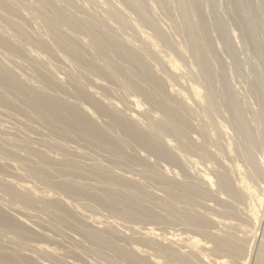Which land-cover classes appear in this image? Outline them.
<instances>
[{"label":"bare ground","instance_id":"obj_1","mask_svg":"<svg viewBox=\"0 0 264 264\" xmlns=\"http://www.w3.org/2000/svg\"><path fill=\"white\" fill-rule=\"evenodd\" d=\"M136 1L137 0H135V2ZM135 2L133 4L134 6ZM128 3L131 4L129 1ZM79 4L77 0H0V107L5 109L2 108L3 110L0 111V115L8 116V118L12 117L14 113L16 114L15 117L19 115L32 116L29 122L32 123V118L35 119L43 124L47 130L58 139L44 141V146L51 148V150L52 148L56 149L62 153V158L53 157L47 154V150L37 151L33 148L36 145L32 146L30 144V146L24 147L25 153L23 152L24 155H21L17 148L18 145L16 144L17 146H15L12 142L13 140L11 141L10 138L12 137H5L9 135L6 132L14 134L15 132H19L20 129L14 126V124L11 127L0 124V193L8 197L9 201H7L9 206L21 212L19 214L20 216L13 214L14 216H18L13 217V215L8 216L0 210V264H51L49 260L58 261L61 264H75L62 261L59 250L56 247L49 246L51 245L50 243L49 245L43 243L40 245V242L38 243L39 245H37V243L36 245L32 244V242L38 238L49 239V236L46 234L35 231L32 229L33 227H30L29 210L38 203H40L45 210L50 212H47L50 214L48 224L55 228L61 226L73 228L89 242L91 245L90 251L99 257H104L103 251L105 249H110L119 260L130 264H170L173 262L178 264H248L246 242L248 239H253L255 237L256 226L260 221V215L262 214L261 209L264 203V185L262 186L263 194L260 195L254 193L253 186L250 183L241 182V184L239 183L240 185H237L235 188L229 175H225L227 173L224 174L223 171V174L222 172L213 173L212 171L213 177L208 173L201 176L199 175L200 177H198V180L200 185L181 183L175 179V172L173 173L175 178L171 177V179L167 177L166 174L169 173L167 168L161 169L162 172L159 171L158 173V170L156 172L154 168L149 167L144 160L141 159V156L138 158V156L127 157L124 155L125 149L138 146L142 150L148 151L163 160L174 162L176 159L174 155H172L170 148L172 144L170 145L168 141L166 142L165 138L167 137L180 142L179 144L181 145L182 151H200L199 148L202 147L201 145L197 147L194 146L196 144H187L185 140L186 129L191 127L188 121L189 100L192 97L198 100L203 97L200 89L204 84H200V86H202L200 88L197 82L194 83L190 88V94H186L187 92L183 93L181 90L179 91L178 88L176 89L175 85L180 83H177L174 77L172 80L171 77L178 72L181 80L185 79L188 77L191 70L187 73L174 57L168 58L164 56L166 48H173V46H175L174 43H179V39L176 42H174L176 38L175 40L170 39L171 42L166 39L168 36H161L162 33L159 32L160 29L158 28L160 25L158 27L155 24L153 25V23H151L153 21L150 17L148 18L145 15L149 21L151 19L150 22L146 19H142L144 21L141 20L143 22L142 29L144 28L147 30V33L150 32L149 34H151V29L154 27L159 30L153 29L154 31L156 30V32L152 34L155 40L149 39L148 37L150 36L148 35L146 38V34L143 35V37H145L142 39L144 40L143 42L147 44L144 46L151 47H148V49H151V53L157 59L165 57V63L163 62V65H166L165 67L169 70L171 75L169 79H165L168 77V73L165 72L167 74L165 78H163L164 76L161 77L159 74L160 70H158L159 66L155 67L156 65L154 66V64L150 65V62L148 63L149 60H146L143 54H141V52H143V50H141L142 47L132 45V42L127 39L125 41H118L113 35L117 33L112 34V32H110L112 30L113 32L115 31L114 29H110V27H113L110 23L115 19H112L113 21L110 22L112 16L107 13L112 12V10L109 11L110 9H105L107 10L106 13L108 16L110 15L109 18L106 17V13V16H104L102 14L103 12L100 13L98 11L87 10L84 8L85 5L82 6ZM137 5L138 3L136 6ZM135 7H133V9L138 11L136 10L137 7ZM69 8L82 11V15H79V12L77 14L71 13L72 10H68ZM116 9L118 8L116 7ZM25 12L28 18L41 21L45 28L44 31L46 30L45 38L43 34V36L39 35L41 32H38V34L31 29H29L30 32L28 29H25V24L24 26L22 24L24 21L21 23L18 19H14L19 18L23 20ZM139 12H141L140 9L137 13ZM112 15H114V12H112ZM116 15L115 13V16ZM116 18L118 19V16H116ZM94 19L97 20V22L91 21ZM119 22L120 24L122 23L120 18ZM119 22L117 20V23L114 22L113 24L116 25ZM123 23V25H125V22ZM108 24H110V27ZM6 27L10 28L8 30L9 32L11 30L13 34L8 33ZM123 27L126 29V26ZM108 28L110 30H108ZM120 32L121 29L118 33V37ZM123 33L126 34L127 32ZM129 34V38H131L133 34ZM189 34L190 33L187 35ZM78 35H82L83 37L78 38ZM141 35L139 37H141ZM47 39L51 41L50 46L48 45L50 42ZM188 39L193 38L188 37ZM52 48H55L57 51H62L71 65L81 68L83 70V73H81L82 77L83 75L95 77L96 79L92 80V83L95 85L93 87L97 89L106 87L102 85V82L97 80H104L106 78L110 79L109 81L111 82L113 79L115 80L118 78L119 80H124V85L128 87H125L126 90L129 89L132 92V96L130 95L132 99H129L132 110H134L133 107L137 112L141 111V107L143 110L144 105L140 102V100H142V102L148 105L152 112L154 111V115H147V121L142 123L138 122L139 120L135 118L137 117L135 115L129 114L128 116V114H125V116L119 111L115 102H111L112 100L109 101L110 99L107 100V98H102L98 90L96 92H89V88H83L84 85L82 83L81 85L79 84L81 79L78 74L73 75L72 73H66L68 78L67 83L73 87V95L75 98L81 102L83 101L85 105L82 103L78 105L69 102L63 95V97L59 96V91L66 93V90H69V88H66L67 85L66 87L63 85L64 81L61 82L58 76L57 78L50 72L48 60L43 57V55H40L42 53H52ZM195 49L197 50V48ZM199 49L200 48H198V51ZM17 56L22 57V59L20 58L22 61H26L23 60V57H25L32 62L34 67L32 69H35L37 72L35 73L34 71L39 80L38 83L36 82L37 84L26 75L28 71H24L25 66L22 64L23 62L14 61V58ZM199 57H201V55ZM197 60L198 59H196V61ZM12 63L16 65L20 71L23 70V73L26 72V74L13 70V66L10 67V64L13 65ZM190 66L191 65H189V67ZM198 67H201V70L204 69L202 63L198 65ZM192 68L190 67L189 69ZM166 69L164 71H166ZM204 72H202V77L205 78V76H203L205 75ZM200 76L199 74V77ZM176 77L177 76H175V79ZM206 77L208 78V76ZM177 80H179V78ZM201 80L204 81L206 78ZM175 82L177 84H175ZM200 83H202V81H200ZM204 83H206L205 86L208 85L206 81ZM187 95H192V97H188ZM194 98H192V100H194ZM87 104L91 108L86 107ZM97 111L98 113L100 112L106 115L108 121L105 122V120V123L101 122L103 124L98 123L99 119L96 120L95 118V113H97ZM151 111H146V113ZM158 113H160L161 116H158ZM17 120L19 124L23 122L19 118ZM201 124L204 123L202 122ZM114 128H119V130H121V137H118L116 134L114 135ZM72 136L91 146L104 148L110 154V157H114V163L117 168H127L130 171L138 167L141 169V175L139 178H135L130 173L129 175L128 173L127 175H125L126 173L122 175V173L119 174V172L111 174L112 171L110 169L108 170L109 172L111 171L109 173L99 164L82 165L73 158V156L75 157L76 155L77 158L78 156L80 157L81 153L76 151L78 149L74 148L76 150H73L72 147L71 149L68 145L64 144L65 142L63 143V141L70 139ZM162 139L165 140V142L163 141L164 143H160ZM20 151L22 150L20 149ZM69 153H71L72 157ZM83 155L85 156V154ZM193 165L196 166V164ZM7 172L10 173V176L4 178L3 175ZM24 175L33 179V181L38 183V185L40 184L42 187L38 188V186H35L36 183L23 180L22 178L25 177ZM70 177H76L80 181L72 182L68 179ZM87 178L94 180L93 186L101 192V195H94L93 192V195H89L85 192L87 189H85L86 187L83 185V180ZM254 178H252V181H254ZM147 180H151L155 186L160 188L164 194L163 200L158 197L159 195L156 196L152 195L153 193L150 194L147 192ZM212 187H217L218 191H222L223 194L224 192L227 193L228 197L235 202L243 197L245 198V196L255 198V200H251L249 203V208L251 209L249 210V218L253 226L251 229L248 230L246 227L242 226V224L233 222V220L237 219L236 211L234 209V212L233 207L230 208L228 203L226 204V202L224 203V201L221 200L223 196L218 198L221 200L219 201L221 202V208L219 210L217 209L214 214L209 213L208 215V213L196 212L190 208L192 202L195 201L197 197H201V199L211 198ZM81 196H85L88 200L90 199L89 201L92 200L93 202L94 200V202H98L102 207L112 212L117 219L124 221L149 222L160 220V218L146 208L143 203L155 204L154 206L158 205L166 212L164 220H177L186 228L190 229L194 235L186 237L184 235V238H175L174 235L158 233L155 228H147L145 231L143 230V233H141V230L138 235L141 236L142 234V237H139L137 241L157 254L156 259L154 258L153 260L150 254L143 253L142 249L139 250L135 247L126 249L118 245L117 239L120 238L121 235L117 230H114L116 224L114 220L105 224L108 221H104V223L103 220L101 221L99 218L85 215L78 208L79 205H76L74 201V199L79 197L82 199ZM18 204L19 206H16ZM78 216H83L88 220L90 219L91 223L98 225V227L104 226V230L100 231L98 227V229L89 227L78 220ZM42 223L44 222L42 221ZM125 229L127 230L128 228ZM132 230H134V228ZM56 231H58V229H56ZM198 236H201L203 239L198 238ZM7 244H9V246H7ZM147 254L149 258L151 257L150 259ZM255 264H264V230Z\"/></svg>","mask_w":264,"mask_h":264},{"label":"rangeland","instance_id":"obj_2","mask_svg":"<svg viewBox=\"0 0 264 264\" xmlns=\"http://www.w3.org/2000/svg\"><path fill=\"white\" fill-rule=\"evenodd\" d=\"M128 1L131 2V4L128 3ZM133 1L135 2V0L132 1L131 0H77V3L79 2L80 3L79 5L82 6L85 5L84 8L87 10L98 11L100 13L103 12L102 14L104 16L107 15L106 17L109 18L110 15L108 16V14H111L112 17L110 18L111 19L110 22L113 21L112 19L116 20L117 19L116 16H118L117 19L118 22L120 18V21L122 23L120 24L119 22L118 23L119 25L118 24L115 25L113 23L114 22L117 23V20L116 21L114 20L112 23H110L111 26L113 27H110V24H108L111 30L112 29L115 30L114 32L113 30L110 32H112V34L117 33L113 35L118 41H125L127 39L128 41L132 42V45H137L142 47L141 50H143V52H141V54H143L146 60L147 59L149 60L148 63L150 62V65L154 64V66L156 65L155 67L159 66L158 70L161 71V72L159 71L161 77L164 76L163 78H165V76L167 75L165 72L168 73V77H166L165 79L167 78L169 79L171 76L169 70L166 69L165 67L166 65L165 66L163 65V62L165 63V59H164L165 57L168 58L174 57L182 66L183 70L185 69V71H187V73L191 70L194 75L190 71V74L188 75L189 78L187 77L181 80L178 72H177L178 74L176 73L171 77L172 80L174 77V80L177 81V83H180L178 85H175L177 84L176 82L175 84L173 83L175 85V88L176 89L178 88L179 91L181 90V92L183 93L187 92L186 94H190V88L194 85V83L197 82L199 86L200 84L201 85L204 84L202 85L203 87L200 86V88L202 87L200 89L203 96L202 97L203 99L201 98L202 100L201 99L198 100L197 98L192 97V95L190 96L187 95L188 97L194 98V100H192V98L191 99L189 98L191 101L189 100L188 103V110H189L188 121L191 127H188L187 128L188 130L186 129V140H185V143L187 144L190 145L196 144L194 146L200 147L201 145L202 147L199 148L200 151L198 150L182 151L181 145L179 144L180 142L173 140L170 137H167L165 138L166 142L168 141L170 145L172 144L171 145L172 147L170 148L172 155H174L176 159L174 162L163 160L158 156L149 153L148 151L142 150L138 146H132L130 148L125 149L124 155H126L127 157L138 156V158H140L139 156H141V159H143L144 162L149 167L154 168L156 172L158 170V173L159 171L162 172L163 168H167L169 172L168 174H166L167 177L175 178L173 175V173L175 172L174 173L176 176L175 179L181 183L200 185L198 177H200L201 175L208 173L213 177L214 172L221 173L223 171L224 174L227 173L225 175H229V178L232 181V184L235 188L237 187V185L239 186L241 182L250 183L253 186L254 193L258 195L263 194L262 186L264 185V165H263L264 162V0H181V1L157 0V2L156 0H137L135 2V6L138 3V5L136 6L137 8L133 5L134 4ZM116 7L118 9H116ZM133 7H135L136 10L138 11L140 9L141 12L137 13L138 11H135ZM105 9H110L109 11L112 10V12H114V15H112V12H107L108 13L107 14L106 13L107 10ZM68 10H72V9L69 8ZM78 12L80 13L79 15H82L81 13L82 11L75 10L74 8L71 11V13H76V14ZM115 13L117 14L116 16ZM145 15L148 18L150 17L152 19L153 22L151 23H153V25L155 24L157 27L160 25L158 27L160 31L158 30V28L155 27L154 28L163 34V35L161 34V36L163 37L168 36L166 39H168L169 41L175 40L176 38L174 42H176L179 39L178 42L181 44L180 45L179 43L176 42L174 44L175 46L176 45L177 46L176 47L173 46L174 49L171 47L166 48L164 54L165 57L161 56L164 57L162 58L164 59L163 61H160L162 60L161 58L157 59L151 53V49L150 50L148 49L149 46H144L146 44L145 42H143L144 37L146 36L147 38L148 36H150L148 37L149 39L155 40L152 34H154L153 32H156V30L155 31L153 30L154 28L151 29L152 30L151 34H149L150 32L147 33V30H145L144 28L143 31L142 21L144 20L142 19H146L147 21H149V19ZM14 19H18L21 23L24 21L22 24L23 26L25 24L24 26L25 29L28 30L31 29L33 32H37V33L41 32V34L39 33L38 34L41 36L44 35L43 36L44 38L46 37L45 35L46 30L44 31L45 28L42 25L41 21L38 19L36 21V19L34 18H28L26 12L24 13L23 20L19 18H14ZM91 21L97 22V20L95 19ZM123 22H125V25H123L124 24ZM123 26H126V29H124ZM8 29L10 28L6 27L7 32L13 34L12 31L10 30L9 32ZM110 29L108 28V30ZM120 29L121 32L118 37V33ZM165 31L167 34L165 33ZM123 32L125 33L127 32L128 35L127 33L124 34ZM129 33L133 34V35L131 34L132 35L131 38H129L130 37ZM188 33L190 34L187 35ZM139 34L141 35V37H139L140 36ZM144 34L146 35L143 37ZM79 37L82 38L83 36L78 35V38ZM188 37L193 39H188ZM48 41L50 42V43L48 42L49 43L48 45L50 46L51 41L50 40ZM195 48H197V50ZM198 48H200L199 49V51L201 50L200 52L198 51ZM40 55H43V57H45L48 60V64H49L48 68L50 72L54 76L56 77L58 76L61 82L64 81L63 85H65V87L67 85L66 88H69V90L68 89L66 90V93L62 91H59L58 93L60 94L59 96L61 97L64 96V98L69 100V102H73L78 105L79 104L81 105L82 103L83 105H85L83 101L81 102L77 100L73 95L74 89L69 83H67L68 78L66 73H70V74L72 73L73 75H77V74L80 75V79H81L80 81L82 82L79 81V84L81 85L82 83L84 85V87L82 85L83 88L85 89L89 88L88 89L89 92L90 91L96 92L98 90L102 98H107V100L110 99L109 101L112 100L111 102H115L119 108V111L122 112L124 115L128 114L129 116L130 114L137 116L135 118L136 119L138 118L137 120H139L138 122L140 123L147 121L146 120L147 115L148 116L149 114L154 115L153 114L154 111L152 112L148 107V105L145 102H142V100H140V102L143 103L144 105V106L142 105L143 110L141 107L142 112L140 110H139L140 112L135 111L134 107H133L134 110H132V106L129 103V99H132L131 97L132 92L129 89L126 90V88L128 87L124 85L125 84L124 80L121 79L119 80V78L115 80L113 79L114 81L111 79L112 82L109 81L110 79L107 78L104 80L103 79L97 80L99 82H102L103 83V84L101 83L102 85L106 86L104 88L97 89L96 87H93L95 85L92 83L93 82L92 80L96 78L89 75L86 76L83 75L82 77L81 73H83V70L79 67L71 65L62 51H57L55 48H52V53L49 54L42 53ZM200 55L201 57H199ZM18 58L22 59V57L17 56L14 58V61L16 60L18 62H21L22 60L21 59L19 60ZM24 58L25 57H23V60H26L28 62L22 61L23 63L22 62L21 63L25 66L24 71H28L27 72L28 74H26V72L23 73L24 72L23 70L20 71L17 68V66L14 65L13 63H12L13 65L10 64V67L12 66L15 67V68L12 67V69L16 70L19 73L22 72L23 74L28 75V77H30V79L33 80L34 83L36 82L38 83L39 82L38 76H36L37 74L35 75V73L37 72L35 71V69L34 70L32 69L34 68L32 62H30L27 58L25 59ZM196 59H198L197 60L198 62L196 61ZM201 63L204 66L203 70L205 72L201 70L202 66L198 67V65H201ZM189 65H191L190 67L193 68L189 69L190 68ZM28 66L31 67L29 68ZM165 69L166 71H164ZM202 72L205 73V75L203 76H205L206 80L204 81L201 80V79H205L204 77H202ZM30 73H32L33 75ZM199 74L201 75L200 77ZM34 75L36 78L34 77ZM175 76H177L179 80H177L178 79L177 77L175 79ZM206 76H208V78ZM197 78H199L200 80ZM200 81H202V83H200ZM205 81L208 84L207 86H205L206 85V83H204ZM87 105L86 107H90L89 105L88 106ZM0 108H1L0 111L4 109L3 107ZM92 109L94 110L93 107ZM8 111L14 113L11 110ZM146 111H151V112L146 113ZM142 113H144L145 115ZM95 114H96L95 117L96 120L99 119L98 123L101 122L105 123L108 121V119H106L107 116L104 115L103 113L100 112L98 113L97 111V113ZM158 114H159L158 116H161L160 113ZM13 115L12 117L8 118V116H4L1 114L0 124H5L10 127L13 126L14 124V126H17L20 130L21 129L23 130V131L19 130V132H15L14 134H10V132H6L9 135L6 134L7 136H5L9 138L12 137L10 139L11 141L13 140L12 142L15 146L18 145L17 148L21 153V155H24L25 153L24 147L28 145L30 146L31 144L32 146L36 145L33 148H35L37 151L47 150L46 152L48 155L57 158H62V153H60L56 149L52 148L51 150V148H47L46 146H44V141H52L58 139L54 136V134L49 132L43 124L39 123L33 118H32V123L29 122L31 121V117H32L30 115L28 116L19 115L16 117H15L16 115L15 113ZM18 118L21 119L23 122L22 123L20 122L19 124V121L17 120ZM201 120L204 124H201L202 123ZM199 131L202 133H200ZM113 132L114 135L116 134L118 137L120 135L122 136V132L121 130H119V128H114ZM163 141L165 142L164 139H162V142L160 140V143H164ZM63 143L68 145L70 148L72 147L73 150L78 149L76 151H79L82 154V156L80 154V157L78 156L77 158L76 155L75 157L73 156V158H75L84 166L88 164H99L107 171L110 169L112 171L111 174L119 172V174L122 173V175L124 173H126L125 175H127V173L129 175L130 173L135 178H139V176L141 175L140 174L141 169L138 167L130 171L127 168H117V166L114 163V157L113 158L112 156L110 157L109 156L110 154L104 148L91 146L89 144H86L82 140H79L78 138L76 139L74 136H72L68 140L63 141ZM20 149L22 151H20ZM83 154H85V156ZM69 155L72 157L71 153H69ZM83 156L85 157L86 160L84 159ZM193 164H196V166ZM3 176L4 178H8L10 176V173L7 172ZM27 177L28 176H25L22 179L27 180L30 183L32 182L36 183L35 181H33V179ZM252 178H254V181H252ZM68 179H70V181L72 182L80 181L76 177H70ZM83 181H84L83 185L84 187H86L85 189H87L85 190L87 194L93 195L92 194L93 192L94 195H101V192L98 191L93 186L94 180H92L91 178L89 179L87 178ZM35 186H38V188L42 187L40 184L38 185V183H36ZM146 186H147V192H149L150 194L153 193L152 195H156V196L159 195L158 197L160 199L162 200L164 199L163 192L160 190L159 187L155 186V184L151 180L149 181L147 180ZM211 192H212L211 198H204V199H201V197L195 198V201L192 202L190 208L196 212H201L204 214L208 213V215L209 213L214 214L217 209L219 210L221 208V204H220L221 202L219 201L222 200L224 201V203L225 202L226 204L228 203V206L230 208L233 207V211L235 209L237 219L233 220L234 223H240L248 230L253 227L251 225V220L249 218L250 215L249 210H251L249 208L250 206L249 203L251 200L252 201L255 200L254 197L250 198L248 196L247 197L245 196V198L243 197L239 201L235 202L228 197L227 193L224 192L223 194L222 191H218L217 187H212ZM222 196L223 198L219 200L218 198ZM7 200L8 197L0 193V210L3 213H6L8 216H12L13 214L20 216L19 214L21 212H19L16 208L9 206L8 203L9 200L8 201ZM89 200L88 198H85V196L82 197V199H80V197L74 199L75 204L79 205L78 208L85 215H89L94 218H99V220L101 221L103 220V222L108 221L106 223L104 222L105 224H108L110 223L111 220H114V222L116 223L114 230H117V232H119L121 235L120 238H118L119 240L117 239L118 245L125 247L126 249H132L133 247L139 250L142 249L143 253L150 254L153 260L154 258L156 259L157 254L153 250H150V248L140 244L137 241L139 237L140 238L142 237V234L141 236L138 235L141 230H142L141 233H143L147 228H155L157 229L156 231L158 233L174 235L175 238H184V235L185 237L194 235V233L190 229L186 228L181 222L177 220H172V221L164 220V218L166 217V212L158 205L154 206L155 204L143 203L145 204L146 208H148L155 215H157L160 218V220H154L149 222H142V221L136 222V221H124L117 219L116 216L112 214V212L102 207L98 202L95 201L96 202L95 204L94 200L93 202L92 200L91 201ZM85 203H87L88 205ZM16 206H19V204ZM40 206H42L40 203L35 204V206L31 207V209L29 210V220H30L29 222H31L32 225L35 224L36 226L35 225L32 226L30 223L29 224L30 227H33L32 229H34L35 231H39L49 236V239L38 238L32 242L33 245H36V243L37 245H39L38 244L39 242L40 245H42V243L49 245L50 243L51 245L49 246L56 247L59 250L62 261H67L69 263L130 264L128 262L119 260L115 256V254L112 253L110 249H105L103 251L104 257L96 256L90 251L91 245L89 244V242L82 235L77 233L73 228L69 226L68 227L61 226L59 228H55L52 227L50 224H48L50 217V214L48 213L50 212L45 210L43 206L42 207ZM261 211L262 214L260 215L261 217L260 221L256 226L255 237L253 239H248L246 242V254L248 257V264H255L258 252L260 250V240L262 238V234L264 230V203L262 205ZM14 215L13 217H18ZM77 218L78 220L82 221L84 224L88 225L91 228L98 227V225L91 223L90 219L89 220L85 219L83 216L82 217L78 216ZM42 221L44 223H42ZM124 227L128 229L126 230ZM98 228L100 231L104 230V226H99ZM131 228L132 229L134 228V230H132ZM56 229H58V231H56ZM198 238L203 239L201 236H198ZM7 246H9V244H7ZM148 254L147 256L149 258ZM49 262L51 264H61L60 262L53 260H49ZM170 264H178V263L173 262Z\"/></svg>","mask_w":264,"mask_h":264}]
</instances>
